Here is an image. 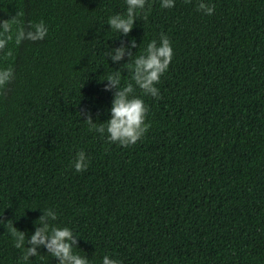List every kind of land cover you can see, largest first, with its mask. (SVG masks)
Masks as SVG:
<instances>
[{"label":"trees","instance_id":"trees-1","mask_svg":"<svg viewBox=\"0 0 264 264\" xmlns=\"http://www.w3.org/2000/svg\"><path fill=\"white\" fill-rule=\"evenodd\" d=\"M203 2L211 15L201 0H145L119 34L108 20L127 15V0H0V22L16 21L0 29V70L12 72L0 87V264H59L44 245L24 259L46 209L88 264L105 255L120 264H264V0ZM41 21L42 40L16 42ZM161 36L173 55L153 97L128 65ZM121 46L113 63L106 54ZM117 70L148 108L149 128L130 146L85 121L109 118L114 90L100 80ZM11 223L25 232L24 248Z\"/></svg>","mask_w":264,"mask_h":264},{"label":"clouds","instance_id":"clouds-1","mask_svg":"<svg viewBox=\"0 0 264 264\" xmlns=\"http://www.w3.org/2000/svg\"><path fill=\"white\" fill-rule=\"evenodd\" d=\"M145 0H127L128 11L126 16L114 15L108 20V25L119 34L129 33L135 24L134 11L142 8ZM175 0H162V7L170 8L174 5ZM200 11L206 15H211L214 12V6L204 3L201 0L199 4ZM16 21L11 22L5 20L0 22V29L4 33H8L11 26ZM47 27L41 21L34 25V30L25 33L20 30L16 33V42L19 43L27 38L33 41L42 40L47 34ZM9 39L11 37H8ZM5 41L0 40V46H3ZM135 46V41H133ZM127 49L124 46L112 49L107 52V56H111L113 63L121 61ZM173 49L171 42L166 36H161L159 44L155 40L148 43L146 50L131 59L128 65L132 71L131 79L139 86L144 95L157 97L159 90L155 86L161 75L167 70L172 59ZM128 63V62H126ZM12 76L10 69L0 70V87H3ZM101 82L107 81L104 85L106 91H113V99L111 107L107 109L109 118L97 124L93 122L92 116L89 115L87 124L100 133L111 143H118L123 146L134 145L140 140L149 128L146 123V115L148 108L142 97L133 95V85L127 83L121 85V75L117 70L110 73ZM87 167V157L84 151H78L74 160V168L76 171H82ZM51 218L52 223H49ZM57 219L56 212L52 209L44 210V215L41 216L36 224V230L32 233L27 244L31 247L25 249L24 259L27 260L31 256L37 255V246L44 245L48 252L55 258H58L59 264H88L86 257L74 253L73 247L76 245V240L72 230L69 227L56 226L54 221ZM10 221V220H9ZM3 223V221H0ZM8 231L14 238L17 248H24L25 232L18 230L13 223L8 225ZM101 264H120L119 261L110 258L108 255L103 256Z\"/></svg>","mask_w":264,"mask_h":264}]
</instances>
